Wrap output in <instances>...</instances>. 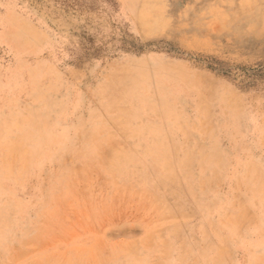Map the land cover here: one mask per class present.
Segmentation results:
<instances>
[{
  "label": "rangeland",
  "instance_id": "obj_1",
  "mask_svg": "<svg viewBox=\"0 0 264 264\" xmlns=\"http://www.w3.org/2000/svg\"><path fill=\"white\" fill-rule=\"evenodd\" d=\"M0 264H264V0H0Z\"/></svg>",
  "mask_w": 264,
  "mask_h": 264
}]
</instances>
